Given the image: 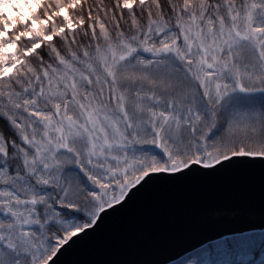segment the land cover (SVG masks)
Segmentation results:
<instances>
[{
    "label": "snow or ice",
    "instance_id": "obj_1",
    "mask_svg": "<svg viewBox=\"0 0 264 264\" xmlns=\"http://www.w3.org/2000/svg\"><path fill=\"white\" fill-rule=\"evenodd\" d=\"M222 179L258 190L264 250V0H0V264H65L149 193ZM228 237L183 264H231L203 258Z\"/></svg>",
    "mask_w": 264,
    "mask_h": 264
},
{
    "label": "water",
    "instance_id": "obj_2",
    "mask_svg": "<svg viewBox=\"0 0 264 264\" xmlns=\"http://www.w3.org/2000/svg\"><path fill=\"white\" fill-rule=\"evenodd\" d=\"M259 193L250 182L222 179L174 190L157 189L126 212L111 219L93 239L64 257L65 264H154L171 263L188 256L186 249L208 236L234 229L252 228L258 218ZM209 208L239 211L232 222H206ZM228 237V238H229Z\"/></svg>",
    "mask_w": 264,
    "mask_h": 264
},
{
    "label": "rangeland",
    "instance_id": "obj_3",
    "mask_svg": "<svg viewBox=\"0 0 264 264\" xmlns=\"http://www.w3.org/2000/svg\"><path fill=\"white\" fill-rule=\"evenodd\" d=\"M256 236L254 241L247 242L242 241V236L236 237L235 240L230 244L232 247H228L227 250L212 249L211 257H203L204 259L213 260H224L229 261L231 264H264V250L261 248V241L259 237L260 232H255ZM232 239V238H231ZM188 259L191 257L188 255ZM183 258L177 264H183V261L187 258ZM186 259V260H188ZM171 263V264H176Z\"/></svg>",
    "mask_w": 264,
    "mask_h": 264
},
{
    "label": "trees",
    "instance_id": "obj_4",
    "mask_svg": "<svg viewBox=\"0 0 264 264\" xmlns=\"http://www.w3.org/2000/svg\"><path fill=\"white\" fill-rule=\"evenodd\" d=\"M234 240H235V238H232V239L230 238V239H228V244H231ZM177 263H181V262H177ZM177 263H176V264H177Z\"/></svg>",
    "mask_w": 264,
    "mask_h": 264
},
{
    "label": "bare ground",
    "instance_id": "obj_5",
    "mask_svg": "<svg viewBox=\"0 0 264 264\" xmlns=\"http://www.w3.org/2000/svg\"><path fill=\"white\" fill-rule=\"evenodd\" d=\"M186 257H187V256H186ZM184 258H185V257H184ZM186 259H188V257H187ZM186 259H185V260H186Z\"/></svg>",
    "mask_w": 264,
    "mask_h": 264
}]
</instances>
